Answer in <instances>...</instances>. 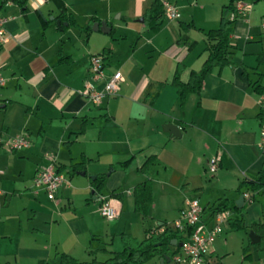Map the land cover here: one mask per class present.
Masks as SVG:
<instances>
[{
	"label": "crops",
	"instance_id": "obj_1",
	"mask_svg": "<svg viewBox=\"0 0 264 264\" xmlns=\"http://www.w3.org/2000/svg\"><path fill=\"white\" fill-rule=\"evenodd\" d=\"M154 1L48 0L36 6L28 0L22 8L0 0L10 34L0 43L5 78L0 138L28 132L31 139L26 149L0 150V264H62L61 253L79 261L108 257L123 246L122 233L144 239L147 229L176 220L192 197L205 208L223 201L229 208L245 206L232 217H242L246 228L226 226L214 243L212 264H227L218 249H229L234 232H244L242 248L251 244L246 263L264 264V240L253 243L249 237L252 224L264 223V188L245 192L250 198L245 196L240 207L236 203L245 195L238 191L240 182L255 177L264 161L259 146L264 94L255 90L264 86V61L258 59L264 51V0H246V13L236 22L231 36L236 63L209 73L200 95L189 94L184 108L171 83L177 64L185 65L184 82L201 68L208 55L205 32L219 26L229 0H174L180 18H165L157 32L143 19ZM62 13L81 27L93 19L100 28L87 38L62 22ZM190 23L194 28L185 30ZM107 48L109 55L103 53ZM94 54L106 56V77L116 71L123 76L118 94L100 104L79 92L91 79ZM158 82L167 84L151 105L145 91ZM97 84L103 87V81ZM169 123L178 125L180 136L166 128ZM217 153L221 162L212 174L209 161ZM52 158L69 178L55 199L32 187L35 174ZM84 159V169L71 173L69 167ZM149 159L151 164L140 171ZM100 175H107L102 194L118 211L114 221L102 217L93 195V181ZM148 179L153 202L143 217L134 210V188ZM10 195L19 196L15 206L7 205Z\"/></svg>",
	"mask_w": 264,
	"mask_h": 264
},
{
	"label": "trees",
	"instance_id": "obj_2",
	"mask_svg": "<svg viewBox=\"0 0 264 264\" xmlns=\"http://www.w3.org/2000/svg\"><path fill=\"white\" fill-rule=\"evenodd\" d=\"M28 0H14L22 8H25ZM236 0H229V2L222 7L221 17L219 26L214 29H210L205 32L206 37V51L208 53L207 58L203 62L201 68L196 71H192L190 78L187 82L182 80V74L185 70L183 63H178L173 79L172 85L177 88L179 104L181 108H184L187 97L189 94L194 93L200 95L204 80L206 76L213 72L215 69L221 71L228 65L235 64L236 62L232 59L233 45L231 43V36L235 30L236 22L238 17L236 16ZM62 22L67 21L69 26L78 27L88 38L93 31L94 20H90L85 26H79L75 19L71 16H67L62 13L59 15ZM165 9L161 0H155L150 7L146 9L143 14L144 23L147 28L153 32H157L162 27L165 21ZM185 30L194 28V24L190 23L183 25ZM194 44V43H193ZM112 52L111 49L107 48L103 52L105 55H109ZM260 62L264 61V51L258 54ZM166 82L150 83L145 91V100L153 105L156 98L158 97L161 90L166 86ZM256 92L258 94H264V86L257 85ZM264 103V101H263ZM200 106V101L198 102ZM264 116V104L260 113L261 119ZM264 154V151H263ZM86 159L78 164L71 165L69 170L71 173L78 172L84 169ZM153 159H149L141 168L140 171H145L146 168L151 164ZM129 161L123 162L124 167L127 166ZM107 175H100L93 181V195L98 196L103 193L104 180ZM264 188V161L259 173L251 178L244 179L238 186V191L245 193L247 191H259ZM134 210L147 217L149 209L153 202V189L152 183L148 179L134 188ZM225 202L219 203L216 207H210V211L215 213L222 209H227ZM232 212L242 214L245 210V206L238 208L237 206L229 208ZM230 226L234 230L245 229L246 225L242 217H232L229 221ZM161 225L155 226L152 229L146 230V236L143 240H139L130 234L122 233L120 235L123 243V249L111 253V256L104 261L93 259L91 261H79L78 259L65 254H59V258L62 264H152L153 261L158 263V260L163 256H173L180 251L179 244L184 239V234L181 231L167 228L165 232L159 233L158 229L166 225L165 222L160 223ZM251 228L260 234L262 240H264V223H254ZM176 239L177 244L172 245V240ZM251 244L244 247V255L248 257V251ZM172 262V261H171ZM167 264V261H165Z\"/></svg>",
	"mask_w": 264,
	"mask_h": 264
},
{
	"label": "built area",
	"instance_id": "obj_3",
	"mask_svg": "<svg viewBox=\"0 0 264 264\" xmlns=\"http://www.w3.org/2000/svg\"><path fill=\"white\" fill-rule=\"evenodd\" d=\"M48 0H32L33 4L39 6ZM165 9V16L169 20L180 18V10L174 0H161ZM14 0H6V3H13ZM236 16L245 15L248 4L246 0H236ZM8 17L0 15V43L7 41L10 37L6 29ZM261 29L264 32V21L261 23ZM106 56L104 54H94L90 57L89 74L90 80H87L83 88L79 91L82 96L94 104H100L106 96H116L120 90V84L123 80L120 71L114 72L106 77L105 75ZM103 81V87L98 88V82ZM5 84V78L0 74V86ZM31 145V139L28 132H23L7 140L0 138V150L7 147L10 151H20ZM259 146L264 151V116L260 127ZM221 162V153L214 155L209 161V171L214 174L217 172ZM0 168V173H3ZM69 183L68 176L62 172L54 158L50 164L43 170L37 172L32 179V187L36 193L44 191L49 199H55L59 189ZM4 192L0 185V206ZM246 198L250 195L245 193ZM100 212L104 219L114 221L118 216L117 209L112 205L110 199L99 194ZM210 208H205L198 198H188L184 207L180 210L179 217L170 224L161 226L159 233L165 232L169 227L183 232L184 239L180 251L172 259L174 264H209L213 246L219 235H221L230 219L233 216L231 209H222L212 213Z\"/></svg>",
	"mask_w": 264,
	"mask_h": 264
},
{
	"label": "rangeland",
	"instance_id": "obj_4",
	"mask_svg": "<svg viewBox=\"0 0 264 264\" xmlns=\"http://www.w3.org/2000/svg\"><path fill=\"white\" fill-rule=\"evenodd\" d=\"M260 1L261 0H256V3L260 2ZM240 18H241V16L238 17V19H240ZM14 197H19V196H11V195L8 196V198H7V205L9 204L11 206H15V203L16 202H15V198ZM2 201H3V198H2ZM241 235H244L245 236L244 232H234L233 238H231V240H230L229 249H226L223 245L221 246V249H218L219 254H220V258H219L220 260L223 261L224 258H227L228 257L227 261H224L225 263L227 262V264H250V263H246L247 262L246 260H249L250 257H245V255H244V248L241 247ZM0 238H1V236H0ZM122 249H123V246L120 247L119 250H122ZM226 250H229L230 252L227 253ZM110 256L111 255H108V257H104V258H100L99 257V260L100 261H104L107 258H109ZM212 263L213 262L211 260L209 262V264H212ZM157 264H161L160 263V260H159V262ZM169 264H174V263L173 262H170Z\"/></svg>",
	"mask_w": 264,
	"mask_h": 264
},
{
	"label": "water",
	"instance_id": "obj_5",
	"mask_svg": "<svg viewBox=\"0 0 264 264\" xmlns=\"http://www.w3.org/2000/svg\"><path fill=\"white\" fill-rule=\"evenodd\" d=\"M143 21V19H141ZM57 24H61V21L60 20H57ZM105 26V28L107 29V31H110V28L106 25V23L103 24ZM100 28V25L99 23H95L94 26H93V29L94 30H99ZM166 128L171 131V133L174 135V136H180L181 134V131H180V128L178 127V125L176 124H172V123H169L166 125ZM93 178H95V176H93ZM245 201V195L242 194L238 200L236 201L237 205L240 207L241 204H243ZM249 237L251 239V241L253 243H256L260 240V236L256 234V232L254 230L250 231L249 233ZM177 244V240L174 239L172 240V245H176ZM179 246L181 247L182 246V242L179 244ZM165 261L167 262H171L172 261V258L170 256H163L160 258V263L161 264H166Z\"/></svg>",
	"mask_w": 264,
	"mask_h": 264
}]
</instances>
